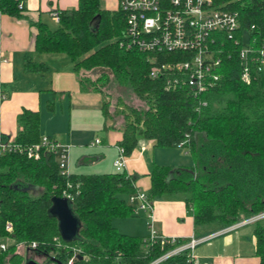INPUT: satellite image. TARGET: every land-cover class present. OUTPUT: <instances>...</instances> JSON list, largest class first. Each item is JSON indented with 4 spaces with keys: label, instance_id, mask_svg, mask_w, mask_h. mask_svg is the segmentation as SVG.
Segmentation results:
<instances>
[{
    "label": "trees",
    "instance_id": "1",
    "mask_svg": "<svg viewBox=\"0 0 264 264\" xmlns=\"http://www.w3.org/2000/svg\"><path fill=\"white\" fill-rule=\"evenodd\" d=\"M102 2L78 0L77 7L56 10L55 28L36 21L35 50L66 54L81 90L102 94L105 129L115 127L110 119L123 116L119 147L126 157L141 139L153 140L158 147H184L192 154L191 166L152 165L146 191L152 202L157 197L183 199L193 210L196 232L228 227L263 213L264 75L245 82L238 53L248 45L241 41L242 30H248L250 45L262 46L264 0H213L215 6L237 13L240 28L232 37L213 34L212 44L222 59L220 77L197 96L188 83L173 84L186 74L162 68L186 55L129 47L124 11L106 9ZM22 11L19 0H0V17H21ZM153 66L161 68L156 77L151 76ZM25 70L43 74L48 67L28 59ZM92 71L98 73L95 78L82 75ZM112 80L120 88H130L145 106L130 105L119 96L111 114L107 88ZM18 123L21 129L11 147L0 148V238L8 239V247L0 249V264H24L26 249L63 264L73 256V264H150L184 241L163 244L150 241L148 235L120 232L112 221L135 213L129 196L139 190V175L126 170L63 173L57 153L41 144L40 111L24 109ZM35 144H40L39 155L29 156L27 150ZM28 186L32 189L26 190ZM53 196L66 197L81 222L72 240L62 238L58 219L50 213ZM7 223L12 224L11 230ZM254 224L257 255L264 264V217ZM159 264L188 263L183 254Z\"/></svg>",
    "mask_w": 264,
    "mask_h": 264
},
{
    "label": "crops",
    "instance_id": "2",
    "mask_svg": "<svg viewBox=\"0 0 264 264\" xmlns=\"http://www.w3.org/2000/svg\"><path fill=\"white\" fill-rule=\"evenodd\" d=\"M19 1L23 9L21 17L8 14L0 17V88L7 93V99L0 108V143H11L14 140L21 129L18 116L24 109L38 110L41 115V134L70 145V172L92 174L87 172L85 167L93 163L101 168L97 173L116 172L114 162L119 155L122 131L119 126L105 129L102 115L103 96L98 92L81 90L74 64L66 54L40 53L35 50L37 27L34 23L41 20L55 28L58 20L53 17L52 12L77 7L78 0ZM103 1L104 6H102L106 9L114 10L119 7V0ZM28 59L45 63L48 70L43 74L27 72L25 63ZM58 105L62 112L66 108L68 111L66 135L53 124L49 125L57 115ZM89 111H98L102 116V120L95 124L93 130L79 127L80 124L89 127L87 122L71 127L75 116L87 120ZM75 120L78 123L79 120ZM97 139L100 141L97 142ZM92 148L99 150L91 152ZM155 148L153 140L141 139L132 155L126 157L123 170L139 175L136 185L140 190L147 191L150 186L149 173L155 163L153 158ZM146 152L151 154V162L147 160ZM107 153L112 157L111 162L115 170H106L103 168L105 165H101ZM134 212L132 216L114 218L113 225L120 232L146 236L150 233V223H152L159 234L181 239L192 236L204 237L222 229L210 231L208 228H201L196 232L193 210L187 207L183 199L177 197L155 198L152 218H149L146 212L136 211L135 208ZM140 216L146 217L147 230L134 232L131 222ZM127 227L132 232L127 230ZM194 254L200 264H260L255 224L246 223L230 228L197 245ZM37 258L42 257L37 256Z\"/></svg>",
    "mask_w": 264,
    "mask_h": 264
},
{
    "label": "built area",
    "instance_id": "3",
    "mask_svg": "<svg viewBox=\"0 0 264 264\" xmlns=\"http://www.w3.org/2000/svg\"><path fill=\"white\" fill-rule=\"evenodd\" d=\"M119 8L125 13L127 22L125 36L129 47L149 53L171 51L186 55L184 60L162 65L164 69H175L186 74V77H182L180 80L175 78L173 84L179 83V81L186 82L192 88L193 95L197 96L213 87L219 80L222 59L217 53L219 49H216V46L212 44L216 40L213 34L224 33L232 37L239 30L240 24L235 11L215 6L213 0H119ZM52 15L59 20L57 11H53ZM238 54L242 61L241 77L245 82L249 83L256 75H264V41L258 48L249 43L243 45ZM152 60L154 59L152 58ZM160 71V67L153 66L151 76H158ZM6 99L7 93L0 88V108ZM99 141L97 139V142ZM41 142L42 145L48 146L50 150L57 153L59 158L57 160L62 172H69L70 145L48 136H43ZM9 147H11V143H0L1 149ZM39 147L40 144L29 147L28 155L38 157ZM114 165L117 170H122L126 165V156L121 147H119V156ZM129 202L134 205L136 211H144L149 218H152L153 202L147 196L146 191L139 189L129 196ZM263 217L264 212L243 218L233 225L223 227L204 237L192 236L182 239L184 241L150 264H159L170 257L183 254L186 255L188 264H200L194 254L197 245L230 228L254 223ZM6 228L11 230L12 224L7 223ZM147 239L166 244L176 243L181 238L161 235L150 223V233ZM36 246L35 242L31 243V247L35 248ZM7 247L8 239L0 243V249ZM74 261L75 256L71 257L67 264H73Z\"/></svg>",
    "mask_w": 264,
    "mask_h": 264
},
{
    "label": "rangeland",
    "instance_id": "4",
    "mask_svg": "<svg viewBox=\"0 0 264 264\" xmlns=\"http://www.w3.org/2000/svg\"><path fill=\"white\" fill-rule=\"evenodd\" d=\"M102 5L104 6V1L102 2ZM249 36L250 35H249L248 30H242L241 31V38H242V41L244 43L248 44L250 42ZM87 74H89L93 78H95L98 75V73H96L94 71L88 72V73L82 72V75H87ZM107 91L111 95V102H112L111 106H110L111 114L114 113L117 98L119 96L123 97L126 100V102L129 103L130 105H134V106H138V107L145 106L144 102L137 95H135V93H133V91L130 88H127V89L126 88H124V89L120 88L118 85H116L114 83L113 80L109 84ZM58 106H57V115L54 118L53 122H49V125L53 124V126L56 127L57 129H59L62 132V134L66 135V133H67L66 129L68 128V118H69L68 117L69 116L68 111L66 108V110H64V112H62L60 105H58ZM88 113H89V118H87V120L85 118L79 119L78 117L75 116L72 119L71 127H75V124L77 125L80 123H86L87 122V123H89L88 124L89 127H86L84 124H80L79 127L93 130L95 127V124H98V122L102 120V116H101L100 112H98V111L97 112L89 111ZM75 119L79 120L78 123L76 122ZM113 121H114L115 127H117V126L121 127L122 123H123V116L122 115H116L115 117L110 119V122H113ZM96 150H99V149L98 148H92L91 152H98ZM145 156H146L147 160H149L151 162V160H152L151 154L146 152ZM69 158H70V154H69ZM153 158L155 160V163L159 164V165L180 167V166H191L194 164V159H193L192 154L184 147H158V146H156L155 154H154ZM111 160H112V157L109 155V153H107L106 158H104V160L101 163V165L106 166V167L104 166L103 168H106V170H111V169L115 170L113 165H112ZM99 169H101V168L99 166L97 167V165L95 163L90 164L87 167H85V170H87V172H92V173L99 172L98 171ZM131 224H132V227H131L132 231H134V232L135 231L143 232V230L144 231L147 230V226H146L147 220H146V217H144V216L134 218V220L131 222ZM120 228L122 230H124L121 226H120ZM127 230L131 231V229H129L128 227H127ZM148 231H149V228H148ZM2 242H5V238H0V243H2ZM21 249H23V248L21 247ZM26 251L29 252V253H27L28 255L26 256V259L28 258V256H31L32 254H34L32 251H29L27 249H26ZM35 257L37 258L36 255H35ZM38 257H41V256H38ZM45 264H48V263H45Z\"/></svg>",
    "mask_w": 264,
    "mask_h": 264
},
{
    "label": "water",
    "instance_id": "5",
    "mask_svg": "<svg viewBox=\"0 0 264 264\" xmlns=\"http://www.w3.org/2000/svg\"><path fill=\"white\" fill-rule=\"evenodd\" d=\"M5 144V143H3ZM32 189V186H28L26 190ZM50 213L55 215L58 219L59 230L64 240L74 239L80 228L81 222L73 213L69 201L66 197L53 196L52 205L50 207ZM36 256L41 254L35 253ZM49 256V255H44ZM51 260L57 261L54 257H50ZM59 263V261H58ZM24 264H42L34 255L28 256ZM61 264V263H60Z\"/></svg>",
    "mask_w": 264,
    "mask_h": 264
},
{
    "label": "flooded vegetation",
    "instance_id": "6",
    "mask_svg": "<svg viewBox=\"0 0 264 264\" xmlns=\"http://www.w3.org/2000/svg\"><path fill=\"white\" fill-rule=\"evenodd\" d=\"M38 259V258H37ZM42 264L48 263V264H57L58 261H55L53 263V260L50 259V256H44L41 259H38ZM59 263L63 264L61 261Z\"/></svg>",
    "mask_w": 264,
    "mask_h": 264
}]
</instances>
